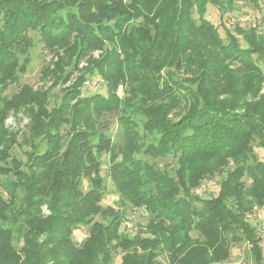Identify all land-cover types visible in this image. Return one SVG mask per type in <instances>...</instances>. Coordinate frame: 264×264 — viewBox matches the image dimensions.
<instances>
[{"label":"trees","instance_id":"1","mask_svg":"<svg viewBox=\"0 0 264 264\" xmlns=\"http://www.w3.org/2000/svg\"><path fill=\"white\" fill-rule=\"evenodd\" d=\"M236 1L0 0V264H220L243 238L264 264L247 217L264 207V30L224 23V39L207 17ZM30 32L51 54L40 87L21 82ZM94 76L106 93H84ZM167 156L173 172L148 159Z\"/></svg>","mask_w":264,"mask_h":264},{"label":"rangeland","instance_id":"2","mask_svg":"<svg viewBox=\"0 0 264 264\" xmlns=\"http://www.w3.org/2000/svg\"><path fill=\"white\" fill-rule=\"evenodd\" d=\"M263 12H264V0H261V4L259 7L254 6L253 4L249 2H244L242 0H238L235 2V7L232 11L228 12L226 14V17L221 18L220 11L217 7L214 5H209L207 17L211 19L215 24L223 25L224 23L228 24V26H233L235 22L241 23L243 26H250L258 24L260 26V29L264 30V22H262L263 18ZM219 29L221 31L222 37L226 38V30L219 26ZM31 35H33L36 39V45L34 48H31V62L28 66L27 71L22 74L21 76V82H28L34 87H40L44 84L42 81H40V71L41 68L44 66V64L51 59V54L46 49L42 43L39 42L38 35L35 32H30ZM95 56H98V52L94 54ZM51 82L49 81L47 85H49ZM21 84H13L11 85L6 93L12 94V92L16 91ZM96 90H100L103 93H106V87L104 82L100 79L98 76H94L90 80H88V83H86L84 87V93L90 94L95 92ZM54 91H59V87H56ZM27 122L26 119H22L19 122L16 120V117L13 115H10L7 119V124L17 128V126L24 127L25 123ZM257 155L259 159L264 160V148L257 146ZM16 154H19V149L14 150ZM150 162L156 163L161 168L166 169H172V172L175 169L176 166V160L173 158V156H167L164 158H151L148 157ZM105 168V167H104ZM105 170H103V175L105 174ZM228 172V168L225 169L222 173H217L214 176L205 179L196 189V193H201L203 196H211L218 193L220 189V183L223 180V178L226 176ZM108 180V179H107ZM86 184V183H85ZM107 196L102 201V204H114L116 203V200L118 198L117 194L114 191V184L110 182V180L107 182ZM45 212H47V209L44 207ZM128 217H126L125 222H131L132 226L129 227L126 222V226L128 228H132L133 232H136V227L139 223H144L146 221L147 217V210L142 207H135L131 206L127 209ZM254 224L257 226L258 234L262 238V246H263V254H264V207H261L259 205H255L252 212L248 213L247 216ZM88 234V228L83 226L81 228L75 229L74 231V237L77 242H81L85 236ZM122 252H116L113 264H120L121 263V257ZM220 264H255L254 259L251 257L250 254V244L247 241V239L243 238L240 242L235 244L230 252L229 258L220 263Z\"/></svg>","mask_w":264,"mask_h":264},{"label":"built area","instance_id":"3","mask_svg":"<svg viewBox=\"0 0 264 264\" xmlns=\"http://www.w3.org/2000/svg\"><path fill=\"white\" fill-rule=\"evenodd\" d=\"M126 222H127V221H126ZM127 225H128L129 227L132 226L131 222H127Z\"/></svg>","mask_w":264,"mask_h":264}]
</instances>
